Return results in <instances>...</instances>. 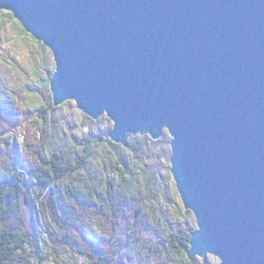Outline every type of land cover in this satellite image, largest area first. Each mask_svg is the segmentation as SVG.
<instances>
[{"label": "water", "instance_id": "1", "mask_svg": "<svg viewBox=\"0 0 264 264\" xmlns=\"http://www.w3.org/2000/svg\"><path fill=\"white\" fill-rule=\"evenodd\" d=\"M55 60V107L123 147L172 137L190 261L264 264V0H0Z\"/></svg>", "mask_w": 264, "mask_h": 264}, {"label": "trees", "instance_id": "2", "mask_svg": "<svg viewBox=\"0 0 264 264\" xmlns=\"http://www.w3.org/2000/svg\"><path fill=\"white\" fill-rule=\"evenodd\" d=\"M54 73L55 69L46 79L49 92ZM58 110L52 94H44L41 105L30 111L34 122L23 145L21 162L15 164L10 152L0 168V264L41 262L43 224L55 228L54 231L46 229L54 249L74 248L86 264H133L131 256L117 257V249L123 241L118 235L120 222L133 207L145 213L136 223L161 230L164 239L172 235L171 240L178 242L175 247L184 248L183 264H197L187 255L196 228L187 227L180 218L169 219L155 206L163 189L157 182L158 172H154V168L143 169L140 163L135 171L128 168L121 154L123 147L108 137L112 128L104 136L94 131L85 133L80 141L83 148L74 155L53 145L51 137L55 124L52 121ZM85 120L90 125L98 124L88 117ZM135 141L129 144L139 160L143 150L133 145ZM145 141L150 139L145 138ZM102 143L112 148L119 159L113 169L119 178L118 187L112 189L114 185L107 175L104 183L92 181L84 192L77 184L78 177L87 172L95 158L94 148ZM26 204L34 214L31 224L25 217ZM86 215L94 217V226L86 223ZM127 229L135 231L130 226ZM133 237L130 235L128 239L132 240L126 243L131 245ZM151 248L147 255H156L154 247Z\"/></svg>", "mask_w": 264, "mask_h": 264}, {"label": "rangeland", "instance_id": "3", "mask_svg": "<svg viewBox=\"0 0 264 264\" xmlns=\"http://www.w3.org/2000/svg\"><path fill=\"white\" fill-rule=\"evenodd\" d=\"M23 29L22 24L14 18L12 13L0 10V168L10 152L15 164L18 165L21 162L24 154L23 145L34 122L30 111L41 105L44 94H52L47 88L46 79L55 69L54 56L48 48ZM57 108L59 110L56 118L52 121L55 124L51 137L52 143L72 155L82 150L80 141L85 133L94 131L104 136L110 128L113 129L114 124L106 115L99 120L91 119L98 124L90 125L88 120H85L87 116L77 108L74 101L65 102ZM145 138H149L150 141H145ZM133 139L137 140L133 145L143 150L139 160L136 159L130 144L128 147L122 146L121 154L132 171H135L137 163H140L143 169L154 168V172H158L157 182L163 186V189L155 206L161 209V213L164 212L169 219L180 218L187 227L197 229L195 217L191 211L185 209L171 174L172 137L170 134L165 131L159 140H153L148 135H139L130 138L129 142ZM94 149L95 158L87 172L79 175L77 184L81 185L85 192L90 182L104 183L108 175L114 185L112 189L117 188L119 178L113 169L114 163L117 164L119 159L116 158L115 152L106 143ZM139 210L140 208L133 207L121 219L118 235L123 241L117 249V257L131 256L133 264H183L184 248L181 246V250H178L175 247L178 242L171 240L172 235L164 239L161 230L136 223L138 219L145 217V213ZM33 216L31 207L26 204L25 217L29 224ZM85 219L86 223L95 225L92 215H86ZM128 226L135 231L128 230ZM41 227L43 228V260L37 264H86L74 248L54 249L46 229L54 231L55 228H49L45 224ZM130 235L134 236L131 245L128 243L132 240L128 239ZM144 245L147 246L144 247ZM149 247H152L151 249L154 247L157 254L147 255ZM194 261L197 264L221 263L220 259L211 255L206 262L201 258H196Z\"/></svg>", "mask_w": 264, "mask_h": 264}]
</instances>
